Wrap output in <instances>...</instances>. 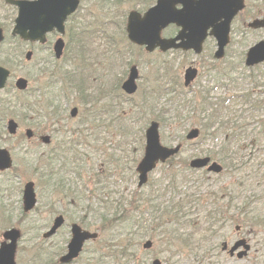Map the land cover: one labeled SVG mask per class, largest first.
<instances>
[{
	"label": "rangeland",
	"instance_id": "rangeland-1",
	"mask_svg": "<svg viewBox=\"0 0 264 264\" xmlns=\"http://www.w3.org/2000/svg\"><path fill=\"white\" fill-rule=\"evenodd\" d=\"M139 4V2L137 0H125L124 3L121 4L120 7H123L122 9L124 10V12H129L131 7L137 6ZM6 9H8L7 14L10 16L8 18H13L14 16V8L12 6H7ZM260 10L264 9V3L261 4V6L259 7ZM12 20H10L9 22H6V24H10V26H12L11 24ZM248 31V33L250 34L251 37H253V39H247V42L249 40V42H254L257 38H259L260 36H264V31L262 30H254V31H249V30H245ZM100 39H98L99 41ZM97 41V42H98ZM248 42V43H249ZM106 44V41H105ZM107 45V44H106ZM248 45V44H247ZM235 49H231L230 53H229V57H227L226 59H224L223 61L217 63L219 64L220 67H224L227 66V64H231V62L235 59L234 57L231 59V57L234 55ZM46 51L43 49L41 50L40 53H38L41 56L46 55ZM209 52H207L206 54L204 53L202 56H200L205 62L212 64L215 63V61L209 59L210 57L208 56ZM209 58H208V57ZM69 57V56H68ZM135 59L137 58L139 61L137 62L140 66V70L141 73L143 75V77H147L149 79V81L151 80V78L153 77L154 74H157L159 72L158 68L159 65L162 64H166V62H171L172 65L174 66V69H176L179 74L182 76V81H183V75L185 73V69L188 67L189 64L193 63L196 61L197 57L194 54H190V53H181V52H176V51H169L167 53H162V52H155V53H148L145 50H143L142 52L140 51L139 48H135V55L133 56ZM110 59V57L105 56V53L103 51H101V53L96 56V58L94 59H89L90 60V67L97 69V72L99 73V75H102V78H99L96 82L97 83H108L111 80V75L108 73L109 71V64L106 62L107 60ZM236 62L238 63V60L235 59ZM59 64H63V61H60ZM127 70V66L124 62L120 63V66L118 67V69L116 71H114V75L113 78H115L117 75H119L120 78H122L125 74V71ZM14 74H18V75H24L27 76V74L29 73L28 69H21V70H14L13 71ZM88 72V71H86ZM56 75H58L59 77H61L62 75L59 73H56ZM43 76H44V80H47V74L46 72L43 71ZM96 79V77H95ZM205 80V79H203ZM30 87H36L38 84H36V82L30 78ZM205 83V81H203ZM44 83V81H43ZM139 84H141V87L143 88V86L145 85V83L143 81L139 82ZM210 86L212 85L211 83L209 84ZM43 87V86H42ZM120 88L119 87H112L110 90H118ZM212 89V88H210ZM258 91H262L261 92V99L264 98V92H263V88L260 87L258 88ZM216 92L217 91L216 89ZM221 92V91H220ZM33 93V92H32ZM53 93H56V91H54ZM231 93V92H229ZM37 94V99L35 96L32 97L31 93L26 92V93H20L18 91H12L11 88H8L5 90V92H2L0 94V96L2 98H4L5 100H3V103H1L0 105V115L1 117L4 116L3 120L0 121V139L4 142H2L1 144L6 145L9 149H11L13 156H14V160H15V164L16 166H19L23 169V175L16 178L12 184L15 185V187H22V192L16 190L15 192H12L11 196L6 197V199H4L3 197H0V242L2 240V234L3 232L12 226H16L19 227L23 234V237L20 241L19 244V252L17 253V264H46V262L53 258V259H58L59 256H54L56 254H59L63 251V248L66 246V242L68 237H70L69 233H70V224L73 222L71 219L74 218L76 219L75 221L80 222L79 220L81 219V217L84 215V213L82 211H79V208H81L80 206L75 209L73 208V206H69V208L66 207V204L63 202H60L57 205V210L59 212H62L63 209L67 208L69 209V216L67 217V222L68 224L63 227L57 235H55L52 238H44L42 235L43 233L50 227L51 222L54 218V216L57 214L55 213L53 214H49V212L47 211L46 208V203L48 202V199L46 197H42V195H45V192L43 193L42 187H37V191H38V195H39V203H38V210L26 213L23 208H22V193H23V186L25 184V182L27 180H35L37 182V179L35 177V172H34V166L33 165H37L36 163V159L33 155H30L31 153H33L35 150V148H38L37 145H26L28 143L24 142L22 139H26L23 135H25V130L28 126L33 127L35 125H33V123H30L31 119L29 117H35V121L36 122H44L45 118L39 116L40 114L44 113L42 111L43 108H45V97H49L48 96H44L41 95L39 93H35ZM173 94H166L158 104H156L157 107L162 108H168L170 106L176 107L175 105H173L174 100H171ZM41 96V97H40ZM71 99L73 101H70L69 104L72 106H80L79 104V100H81V97L78 93L74 94V96L71 97ZM79 99V100H78ZM261 99H258V102L261 101V105H264V101L262 102ZM215 100V99H214ZM24 102L26 105H31V104H35V109L39 112L38 113H31L29 112L27 114V119H26V113L22 110V107H24ZM234 104V103H233ZM8 105H13L14 109L12 111L7 112V106ZM237 109H239V106L237 107ZM170 111V109H167ZM240 116L242 117V121L243 122H248L251 121L252 125H254L253 127L259 129V124L262 125L263 121H264V110H262L259 115L255 114L250 116V113L246 112L245 115L241 114V111H238ZM175 111L172 110L171 112H169L168 114H174ZM235 113V111H229L228 114L229 115H233ZM24 115V119H22L21 115ZM13 117L15 118L19 123H20V132H21V136L18 140H15V138H8L7 137V129H6V121L8 118ZM29 118V119H28ZM259 120H261V122H259ZM194 127V125H188L187 129ZM264 126V124H263ZM249 129H252V127H248ZM185 129V125L184 128ZM186 129V130H187ZM188 129V130H189ZM223 129V128H222ZM187 130V131H188ZM202 130V128H201ZM186 131V132H187ZM207 129H203L201 131V136H203V133H205L204 136H207ZM183 131H181V135H183ZM264 135V133H263ZM180 136V135H178ZM175 137L172 138L169 132V129L166 130L165 132H163V141L166 144H175L179 141V138ZM224 133H222L218 138H208L202 145L204 150H213V149H217L219 147V145H221L224 141ZM7 141V142H6ZM19 143V145H18ZM242 144V145H238V144ZM259 144L260 145H255L254 143H252L251 138H247V137H242L240 140H238L237 142L235 141L233 143V148H237L238 151L241 153V155H245V156H250L252 157L253 161H255V171L256 169L260 166V165H264V139L261 138L259 140ZM193 147H196L195 145H193ZM202 151V150H201ZM200 153V152H194L193 151H186L184 154L189 158H193L195 154ZM204 154V153H203ZM202 154V155H203ZM141 157V156H140ZM32 163V164H30ZM161 166H159L160 168ZM158 168V169H159ZM166 171V170H165ZM262 172H264V167L262 168ZM198 173L195 172L194 175H197ZM126 175L130 178H126V182H125V187L123 189L122 184H118L116 186H112L111 188H113L114 190H117L114 199H120L122 194H125L127 196H129L130 194L133 193L134 189L137 188V181H138V174L132 172H127ZM152 175V174H151ZM165 177L164 173H163V168L154 171L153 175H152V179H159ZM210 179L207 180L206 182H204V184L201 186V190H205L208 189V186L211 187H218V186H222L225 183L229 182L231 179V174L230 173H225L222 175H210L209 176ZM1 178V177H0ZM235 178V177H234ZM257 179V178H256ZM255 178L254 179H248V186L247 188L244 190V192L246 193L245 195H242V200H244L245 198H247L248 196H250V194H252L253 189H256L255 192H264V179L257 181ZM113 180V179H112ZM111 180V181H112ZM7 183V184H6ZM4 182L5 185H8V182ZM189 184H192L193 187V191H195V185H196V180L195 181H190ZM111 185V184H110ZM114 185V184H113ZM197 186V185H196ZM215 188V189H216ZM1 189V188H0ZM3 195H5V190L2 191L0 190ZM87 195H91L88 192L86 193ZM96 200V199H94ZM260 203H257L256 205H259ZM56 210V211H57ZM54 212V209H53ZM64 212V211H63ZM87 219V223H89V226H86L87 228H89L90 230H99L100 228V222L97 218L93 217L92 214H88L86 216ZM51 220V221H50ZM37 221V225L40 223H44L42 227H39V233H40V238L36 237V231L35 229H33L31 227V225H34V223ZM50 222V224H49ZM146 223V222H144ZM238 223H233L231 224V226L228 227V229H226L224 231V233L227 236H232V241L236 240L238 238V236L236 235V229L235 226ZM239 224L242 225V229L240 231L241 235H244L247 238H250L251 240L253 239V242L255 243V241L259 240V247L261 246L260 251L253 254V257L251 256H246L245 258H242L240 260L237 259V261H233L234 263L228 262L224 256H221V254L219 255V259L216 260L215 259V264H264V228L262 229H258V228H251L248 225L242 224L241 222H239ZM40 226V225H38ZM151 236V235H149ZM146 237L145 240L147 239H152L155 244H154V248L152 249L153 253H161L160 251L163 250L164 245H162L160 243V241H157L156 238H150V237ZM223 237L220 236L218 237L219 240H221ZM160 239H164V237H160ZM261 242H263V244H261ZM92 244V243H91ZM91 244L89 246H91ZM212 246H214L215 244H211ZM263 246V247H262ZM263 248V249H262ZM218 250H215L213 253H217ZM165 254H167V251H164ZM194 257V255H192V258ZM195 259V258H194ZM193 259V260H194ZM180 264H187V262L185 260H183Z\"/></svg>",
	"mask_w": 264,
	"mask_h": 264
},
{
	"label": "flooded vegetation",
	"instance_id": "flooded-vegetation-1",
	"mask_svg": "<svg viewBox=\"0 0 264 264\" xmlns=\"http://www.w3.org/2000/svg\"><path fill=\"white\" fill-rule=\"evenodd\" d=\"M4 1L7 3V5L9 4L6 0ZM94 1L97 4L114 5L118 3L117 0ZM137 1L139 2V4L137 5L139 9L137 11L141 12L142 14L157 2V0ZM6 7L7 6L5 5V3L0 0V28L2 29V32H0V34L3 35V38L0 41V66L10 71L9 78L11 77V83L9 88H11V90L16 89L15 80H17V78L21 76L18 74H14L13 71L28 69L29 73L26 76L28 85L31 82L30 78H32L36 82V84H38L36 87H30L29 93H31L32 97L35 96L37 99V94L35 93H39L44 96L49 95V97H45L47 101L45 105L46 110H44V113L42 114V117L45 118L44 122H36L35 117H33L30 123H33V125L35 126H28L26 128V139L22 140L28 143L26 145L38 146V148H35L36 151L34 152H39L42 155L44 163V173L49 182L53 181L56 176H63L65 178L70 175L72 169L63 165L62 158L60 157V149L62 148L61 145H70V140L72 139V130L70 125H76L78 128L82 129V124H85L86 122L96 123L97 121L96 118H94L96 110L88 111L79 109L78 111H73L72 109H70L71 105L69 104V102L73 101L71 97L76 93L80 95V89L75 83V81L79 78V62L81 61V59H83V57H85L86 60L94 59L101 53V51L105 53V56L110 57L112 55V46L106 45L108 40H106L105 44V39H100L91 47L84 46L86 50L83 52L81 50V46H83V39L80 37V31H73V33H70L71 35L69 38H67L68 32L66 31V34L63 36L66 46L64 47L63 55L58 58L56 57L54 47L56 42L61 37L60 34L54 31L50 32L47 35L45 42L23 40L20 36L13 34L12 29H10V24H6V22H9L11 19L15 20V18H8L10 16L7 14L8 9H6ZM13 7L18 12L17 8L15 6ZM132 10L135 9H131V11ZM255 10L256 5L251 4L249 5L247 11L243 10L235 15L233 17L234 19L231 25L232 33L237 34L238 29H236V27L244 21L242 18L246 17L247 15V18L250 19ZM73 18L74 20H76L78 18V15H74ZM177 31L178 29L174 30V34H170L172 30L165 31V36L168 37L175 35L177 34ZM244 32L245 31L242 30V33ZM232 33H230V44L228 45L231 49L236 46V41L233 39L234 37ZM68 44L72 46L69 57L66 52V47ZM218 45L219 39L216 38L211 30H209L204 42V53L209 52L208 56L212 55L215 58V53ZM237 46L238 48L234 50L235 53L231 57V59L233 57L235 59L239 58L241 56L242 49H245L247 47V45L242 46L241 39L237 41ZM43 49L47 52L46 55L41 56L39 54L38 56V53H40ZM225 57H229L227 49ZM60 61H63V64H59ZM239 65L242 66V63L240 62ZM204 66L205 68L211 67V65L207 62L204 63ZM108 68V73L111 75V80L107 84L97 83L96 81L103 76L97 73V69L91 67L89 68L90 82L88 89L90 92V99L93 102H97L99 98L103 99L106 94H108L109 96L112 95L115 92L114 90H110L113 85L115 83H123V81L126 80L128 76V74H126L122 78H120L119 75H117L115 78H113L114 71L111 67L108 66ZM43 71L47 74V80H44ZM56 71H58V73H61L62 76H55ZM214 73H211V75ZM142 76L143 75L140 74V78ZM204 76L207 81H217L215 78H210L208 75ZM147 79V77H143L144 82H146ZM234 79L236 80L235 76ZM194 82L191 85V88L195 87L196 84ZM103 86L105 88H103ZM54 91H56V93H53ZM190 91V93H194L193 89H190ZM1 93L2 90L0 89V94ZM213 94H215V91H213ZM1 102L2 99L0 96V105ZM28 130H30L31 134L28 133ZM15 133H17L15 136H8L7 134V137L15 138V140H18L21 136V132L16 131ZM1 141L2 140L0 139V143ZM0 146L7 147L6 145ZM72 163L78 166V162L76 160L73 159V161L69 162L68 164L70 165ZM75 170L77 171V169ZM18 171L21 173V175L23 174V169L19 166H13L12 168L5 170L0 169V179H6L8 183H12L16 178L20 177Z\"/></svg>",
	"mask_w": 264,
	"mask_h": 264
},
{
	"label": "water",
	"instance_id": "water-1",
	"mask_svg": "<svg viewBox=\"0 0 264 264\" xmlns=\"http://www.w3.org/2000/svg\"><path fill=\"white\" fill-rule=\"evenodd\" d=\"M158 0L157 4L148 12L141 16L137 13L130 18L128 26L130 38L139 44L147 45L148 50H153L160 46L162 50L171 47L182 46L185 49L194 48L197 52L202 49V43L207 36V30L214 27V32L219 37L221 49L218 55L223 52V44L228 36L230 22L234 15L243 7V0ZM19 6V16L16 19L15 31L26 39L44 40L45 34L58 28L64 30V22L78 5V0H37V1H14ZM177 4H182L181 9L176 8ZM230 6V9H229ZM170 23H176L182 30L179 35L172 39L161 38L162 30ZM257 25H264V20L257 21ZM1 32V30H0ZM2 36L0 35V40ZM181 40L180 43H176ZM58 55L61 52V43L57 46ZM249 62L261 61L264 59V41L251 49ZM9 71L0 67V88L5 86ZM138 73L136 68L131 71L130 78L125 82L124 88L128 92L136 90L135 79ZM20 89L27 87V80L20 78L17 82ZM76 110V109H75ZM9 129L12 133L16 132L17 123L10 121ZM157 122H153L147 130V145L145 156L138 166L140 171V185L147 179V172L156 166L160 160L165 161L178 151V148H167L161 144L160 133ZM29 134L30 131L28 132ZM197 131L194 130L189 136H194ZM12 163L11 156L7 149L0 148V168L9 167ZM206 160H195L192 162L195 166H203ZM211 169L220 171V166L214 164ZM25 209L29 210L36 204V194L34 183L29 182L25 188L24 194ZM64 218L59 216L50 231L45 236H50L62 225ZM96 233L82 230L74 224L73 237L69 243V252L63 256L62 261H71L81 251L86 240L96 237ZM20 232L16 229L5 233V238L10 239L9 243H3L0 247V264H16L15 254L17 240ZM151 242L146 243V247L151 246ZM237 243L235 248L239 246ZM161 264L159 260L154 262Z\"/></svg>",
	"mask_w": 264,
	"mask_h": 264
},
{
	"label": "trees",
	"instance_id": "trees-1",
	"mask_svg": "<svg viewBox=\"0 0 264 264\" xmlns=\"http://www.w3.org/2000/svg\"><path fill=\"white\" fill-rule=\"evenodd\" d=\"M79 89L81 92V89L83 88L82 85L79 84ZM82 96V93H81ZM137 113L140 115L142 113V109L138 110ZM103 117H106L105 115H99L98 119H102ZM113 117V116H112ZM108 120L111 118L106 117ZM121 116L116 115L114 117V120H120ZM118 127H121V122L118 124ZM123 132H115L114 139H120V135H122ZM37 162L41 164V159H36ZM121 161V160H120ZM38 164V165H40ZM122 164V163H121ZM38 171V173H37ZM35 173L38 174V180L40 183V186H44L43 181H46L48 178L45 176L44 168H41V166H38V169L35 170ZM98 180L100 181V174L97 175ZM58 179V181H57ZM55 177L53 184L51 185L55 187V190L52 192V198L53 200L55 198H59L60 200L67 199L69 200L68 196L61 197L60 194H65L67 189H60V186L63 185V179L61 176ZM49 182V180H47ZM50 183V182H49ZM85 196L77 195L75 198L76 206H80L79 211L83 209L84 203L83 199ZM54 202H57L54 201ZM98 207H93L92 205H89L86 207V213L92 214L93 217L101 219V225L100 230L106 231L104 232L103 236H106L103 239H98L95 242V248L92 251H89L88 253L91 254L88 259L95 260L97 264H146L147 260L144 257L143 251L139 249L140 239H136L133 236H130L129 234H125L126 231H123L124 226L120 225L118 222L113 221V218L116 214V212L119 210L118 207L111 202L110 199L103 201L102 199H99L97 205ZM259 220H263V218H259ZM82 223L85 222L84 218L81 221ZM83 224H86L83 223ZM118 225V226H117ZM33 229L37 232L38 238L41 239L39 229L36 228L35 225H31ZM164 239L166 240V243L168 246L172 248L178 249L179 252H184L186 249L190 250L193 246L191 243V237L192 233H188L185 237L183 234L178 237L176 231L170 232L169 230L166 231V233H163ZM146 253V252H145Z\"/></svg>",
	"mask_w": 264,
	"mask_h": 264
}]
</instances>
